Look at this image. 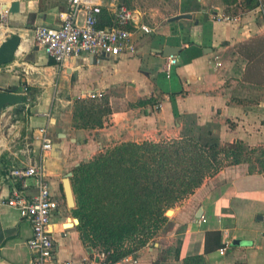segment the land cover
I'll return each mask as SVG.
<instances>
[{"label": "crops", "instance_id": "crops-1", "mask_svg": "<svg viewBox=\"0 0 264 264\" xmlns=\"http://www.w3.org/2000/svg\"><path fill=\"white\" fill-rule=\"evenodd\" d=\"M258 2L247 9L244 0L232 7L222 0H102L101 28L112 26L122 5L153 31L130 24L135 53L100 60L83 54L64 65L35 44L34 29L58 28L67 0H21L18 14L2 12L0 44L13 34L22 43L15 61L0 67V90L22 94L24 103L0 111V264H32V225L7 201L17 189L36 196L38 182L13 178L14 168L42 167L59 202L51 225L53 263L110 264L81 240L71 216L76 207L65 198V175L123 143L185 134L204 144L240 143L242 161L224 166L180 201L172 229L158 242L115 264H264V74L258 65L264 13ZM182 14L192 18L173 20ZM168 46L179 49L170 78L164 72ZM93 92L104 97L91 99ZM82 103L95 105L93 118L101 126L79 113ZM41 128L52 138L50 152L43 150Z\"/></svg>", "mask_w": 264, "mask_h": 264}, {"label": "trees", "instance_id": "trees-1", "mask_svg": "<svg viewBox=\"0 0 264 264\" xmlns=\"http://www.w3.org/2000/svg\"><path fill=\"white\" fill-rule=\"evenodd\" d=\"M222 1L228 7L239 2ZM244 2L247 9L259 6L258 0ZM94 106L82 103L77 109L101 126L93 118ZM242 150L240 143L204 144L185 134L159 143H123L81 163L72 178L77 203L72 212L80 220L81 240L90 249H104L110 264L135 254L169 221V209L225 164H239Z\"/></svg>", "mask_w": 264, "mask_h": 264}, {"label": "built area", "instance_id": "built-area-1", "mask_svg": "<svg viewBox=\"0 0 264 264\" xmlns=\"http://www.w3.org/2000/svg\"><path fill=\"white\" fill-rule=\"evenodd\" d=\"M69 9L64 15L63 23L58 28L40 25L34 29V41L43 49L45 54L58 65L66 61L88 54L100 60L105 57H117L123 53H135L133 42L134 32L128 29L130 24L139 27L145 33L153 30L139 22L137 11L119 5L114 12V21L110 28L99 26V16L102 13V0H67ZM263 0H260V9L264 13ZM5 14H8L5 12ZM218 21L232 20L226 15H217ZM178 60L172 56L167 59L164 72L170 78ZM91 99L103 98V92H93ZM43 150L50 152L53 141L47 128L40 129ZM11 176L18 180L36 178L38 194L29 197L23 190H15L7 201V205L19 211L23 219L29 220L32 225V236L27 244L32 254V264L53 263L55 241L51 231L53 213L59 208L57 198L52 194L49 180L44 169L40 166L14 168ZM205 221V220H204ZM230 242H226L220 249L224 254ZM100 258H106L103 254ZM62 264H89L85 261L69 260Z\"/></svg>", "mask_w": 264, "mask_h": 264}, {"label": "water", "instance_id": "water-1", "mask_svg": "<svg viewBox=\"0 0 264 264\" xmlns=\"http://www.w3.org/2000/svg\"><path fill=\"white\" fill-rule=\"evenodd\" d=\"M11 4L0 5V26L3 22L2 12H7L8 14H18L20 12V2L21 0H13ZM190 14H182L173 20L179 19H191ZM22 43V37L19 34H13L8 39L4 40L0 44V67L11 64L15 61L16 54ZM179 52L178 48L168 46L164 49V56L169 58L177 55ZM97 60L96 58H94ZM24 103V96L22 94L14 93L7 90H0V111L6 106L20 105ZM80 166V165H78ZM77 166V167H78ZM73 172H69L65 175L63 179V187L65 192V198L67 205L70 209L76 207L75 193L72 183ZM79 224V223H78ZM235 244H239L238 241Z\"/></svg>", "mask_w": 264, "mask_h": 264}, {"label": "rangeland", "instance_id": "rangeland-1", "mask_svg": "<svg viewBox=\"0 0 264 264\" xmlns=\"http://www.w3.org/2000/svg\"><path fill=\"white\" fill-rule=\"evenodd\" d=\"M7 15V14H6ZM5 15V16H6ZM231 15H233V14H231ZM263 46H264V44H263ZM264 51V50H263ZM259 68L262 70V73L264 74V57H262L261 58V60L259 61ZM263 79H264V75H263ZM96 155H99V154H96ZM95 155V156H96ZM74 162V160H72L71 161V163H73ZM228 166V164H225V166ZM176 208V207H175ZM175 208H172V209H169L168 211H167V213H166V215L169 217V221L166 223V224H164L163 226H161V228L158 230V232L156 233V235L152 238V240H151V242H153V243H155V242H158V240L166 233V232H168L169 230H171L172 229V227H173V222L172 221H170L171 220V217L173 216V214H174V212H173V210L175 209ZM172 212V214H169V213H171ZM72 218L73 219H76L75 220V222H73L75 225H79L78 223H80V220H79V218H77L73 213H72ZM94 249V255H96V256H98L99 254H101V256L104 254V249H102L101 247H94L93 248ZM107 258V257H106ZM106 258H104V259H106Z\"/></svg>", "mask_w": 264, "mask_h": 264}]
</instances>
